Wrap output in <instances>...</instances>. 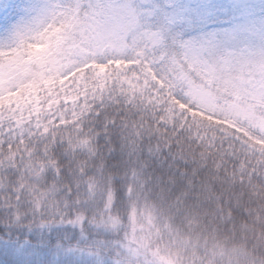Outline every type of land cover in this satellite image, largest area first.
I'll list each match as a JSON object with an SVG mask.
<instances>
[{
    "label": "snow or ice",
    "instance_id": "snow-or-ice-1",
    "mask_svg": "<svg viewBox=\"0 0 264 264\" xmlns=\"http://www.w3.org/2000/svg\"><path fill=\"white\" fill-rule=\"evenodd\" d=\"M44 8L0 51L55 31L51 41L68 65L60 73L66 92L83 96L44 117L30 109L18 115L15 101L0 105V264H123L112 214L125 210L129 169L152 181L159 176L169 199L184 193L179 215L182 205L198 202L206 171L212 175L184 162L189 152L222 159L225 177L231 164L233 178L264 189V150L249 139L264 142V51L206 61L188 42L182 55L169 58L157 52L159 34L144 30L140 10L147 5L50 0ZM84 64L94 66L78 71ZM156 65H166L163 74ZM212 190L220 215L230 214L225 228L232 224L239 239L236 218L247 221L250 214L233 207L225 185L213 182Z\"/></svg>",
    "mask_w": 264,
    "mask_h": 264
},
{
    "label": "trees",
    "instance_id": "trees-1",
    "mask_svg": "<svg viewBox=\"0 0 264 264\" xmlns=\"http://www.w3.org/2000/svg\"><path fill=\"white\" fill-rule=\"evenodd\" d=\"M15 2L16 0H0V25H7L15 19L18 13ZM164 20L159 16L154 17L152 24L161 28L162 35L168 32V38L175 37L179 33L178 29L171 24L165 25ZM196 27H190L188 34H198L199 29ZM263 29L260 27L259 31ZM52 36H56L55 31L47 34L44 42L37 47L24 45L13 53L0 57V92L3 93L0 95V105L15 101L18 102L17 107L20 110L18 115H25V110L30 109L33 117H44L60 104L73 105L83 96L82 91L80 96L74 91L66 92L64 85L67 77L61 78L60 73L68 65L55 51ZM260 43L257 37L251 38L242 34L230 47L237 51L242 44L253 51L252 48ZM225 44L223 39L218 40V44L212 47V53L216 54ZM163 49L166 52L164 56L170 58L174 49L172 43L165 41ZM214 59L216 58L213 55L211 61ZM93 66L82 65L78 71L83 72L85 68ZM155 68L158 73L163 74L159 68ZM71 75H76V72ZM9 88L15 90L6 91ZM205 122L222 125L216 121ZM63 123L61 120V124ZM194 161L201 168L210 169L212 175L206 171L198 202L194 205H182L183 215L178 214L176 206L177 200L184 193L180 197L169 199L170 189L163 187L159 176L152 181L151 176L141 177L129 169L125 189L128 187V191L132 190V197L125 198L123 212L114 210L112 214V219L116 222L113 235H119L117 243L122 244L125 251L123 264H214L223 255L222 237L231 234L229 229H233V225L229 224L225 228L230 214L220 215V205L216 202L219 196L212 190L213 182L218 188L221 185L226 186V190L232 195L233 207H244L248 214L256 208V203L250 200V192L255 190L247 183L246 178L239 175L233 178L231 164H228L229 172L225 177L224 160H204L199 152L195 156L189 152L184 162L191 165ZM149 181H152L151 184ZM166 182L172 184V178L167 177ZM245 194H248V198L242 202L240 198ZM236 219L240 221L239 218ZM175 248L183 251V261L177 262L168 255V249L173 251Z\"/></svg>",
    "mask_w": 264,
    "mask_h": 264
},
{
    "label": "rangeland",
    "instance_id": "rangeland-1",
    "mask_svg": "<svg viewBox=\"0 0 264 264\" xmlns=\"http://www.w3.org/2000/svg\"><path fill=\"white\" fill-rule=\"evenodd\" d=\"M49 2L50 0H16L15 6L18 13L15 19L8 25H0V48L6 49L14 42L18 29H26L32 26L42 15L45 10L44 6ZM128 2L147 5L146 9L140 10L142 14L146 13L144 30L159 34L160 44L157 45V52L161 56L166 53L162 48L165 39L161 34V28L152 24L153 18L158 16L165 19V25L176 26L179 31L176 38V53L172 51L170 58L182 55L181 46L190 42L197 49H201L202 58L209 61L210 55L214 54L212 47L216 46L220 39L225 41L226 46H222L218 50L215 54L216 59L227 55L244 57L264 51V29L263 31L260 30L262 31L261 34L258 30L260 27L261 29L264 28V0H128ZM164 21L160 24L161 26ZM195 26L199 29L198 34H188L189 28ZM241 34L253 38L257 37L261 42L252 48L254 52L242 44L238 46L237 51L230 47L232 42ZM257 34L260 35L257 36ZM45 36V33L32 36L34 42L27 43L26 46L37 47L41 45ZM16 49L0 51V57L11 54ZM155 67L159 68L162 73L166 69V65H156ZM195 115L204 122L216 121L226 128H235L230 120H213L211 116H205L203 113H196ZM236 131L247 136L243 129L237 128ZM249 139L257 149L264 150V142L251 137ZM125 190L126 199H130L132 190L128 191V187ZM151 195L156 196L155 194ZM168 255L177 262L184 260L183 251L178 248L173 249V251L168 249Z\"/></svg>",
    "mask_w": 264,
    "mask_h": 264
},
{
    "label": "clouds",
    "instance_id": "clouds-1",
    "mask_svg": "<svg viewBox=\"0 0 264 264\" xmlns=\"http://www.w3.org/2000/svg\"><path fill=\"white\" fill-rule=\"evenodd\" d=\"M250 200L256 203L247 221L240 220V237L235 232L223 235V255L214 264H264V189L250 192Z\"/></svg>",
    "mask_w": 264,
    "mask_h": 264
}]
</instances>
